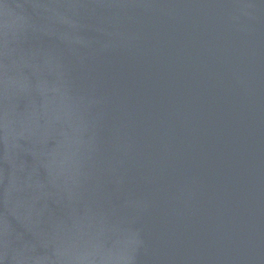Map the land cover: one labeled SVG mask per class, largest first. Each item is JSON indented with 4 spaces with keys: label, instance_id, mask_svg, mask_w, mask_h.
Masks as SVG:
<instances>
[{
    "label": "water",
    "instance_id": "1",
    "mask_svg": "<svg viewBox=\"0 0 264 264\" xmlns=\"http://www.w3.org/2000/svg\"><path fill=\"white\" fill-rule=\"evenodd\" d=\"M0 264H264V0H0Z\"/></svg>",
    "mask_w": 264,
    "mask_h": 264
}]
</instances>
